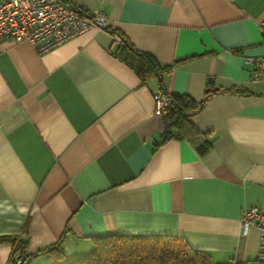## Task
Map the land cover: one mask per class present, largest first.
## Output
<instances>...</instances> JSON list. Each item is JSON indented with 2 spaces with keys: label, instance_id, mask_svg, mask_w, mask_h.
Here are the masks:
<instances>
[{
  "label": "crops",
  "instance_id": "0c3cea01",
  "mask_svg": "<svg viewBox=\"0 0 264 264\" xmlns=\"http://www.w3.org/2000/svg\"><path fill=\"white\" fill-rule=\"evenodd\" d=\"M59 1L178 64L142 84L95 28L43 54L0 43V236L27 242L20 264H66L112 235L178 238L213 264L255 260L259 233L242 236L240 216L264 211V83L244 57L264 55V0ZM160 85L210 94L186 136L162 144ZM57 242L61 260L35 255ZM11 250L0 244V264Z\"/></svg>",
  "mask_w": 264,
  "mask_h": 264
},
{
  "label": "trees",
  "instance_id": "16d2710c",
  "mask_svg": "<svg viewBox=\"0 0 264 264\" xmlns=\"http://www.w3.org/2000/svg\"><path fill=\"white\" fill-rule=\"evenodd\" d=\"M70 8L84 16H89V13L82 8L72 6ZM105 30L113 36L119 37L120 42L117 43L114 56L130 68L142 84L152 78H157L161 83V76L170 72L178 64L161 66L152 55L137 50L119 32L110 28ZM160 89L171 101L169 107L160 117L164 126L160 143L162 144L168 140L180 139L186 136L189 117L201 109L210 94L209 92L206 93L201 102H196L186 95L166 93L162 85H160ZM224 92L245 94L246 90L228 89ZM203 150L206 149L202 148L200 152L203 153ZM24 234H28L27 225ZM92 241L94 244L92 252L66 264H213L202 252L192 250L185 241L173 237L112 235L94 237ZM0 244L12 245L8 264H17L18 259L24 257L25 261L31 256L27 254V242L19 236H0ZM61 250V242H57L35 255L53 254L56 259L61 260L63 257ZM230 264H264V262L255 259Z\"/></svg>",
  "mask_w": 264,
  "mask_h": 264
},
{
  "label": "built area",
  "instance_id": "2783aa9c",
  "mask_svg": "<svg viewBox=\"0 0 264 264\" xmlns=\"http://www.w3.org/2000/svg\"><path fill=\"white\" fill-rule=\"evenodd\" d=\"M264 32V19L259 23ZM105 30L108 21L100 12L84 16L59 0H5L0 2V43H29L39 54L75 38L89 29ZM119 43L118 36H113ZM250 70V82L264 83V55L244 57ZM169 97L158 92L154 95V116L160 118L170 105ZM241 235L251 228L259 233L256 260L264 262V211L255 206L245 208L240 216ZM24 257L17 260V264Z\"/></svg>",
  "mask_w": 264,
  "mask_h": 264
},
{
  "label": "water",
  "instance_id": "95a60500",
  "mask_svg": "<svg viewBox=\"0 0 264 264\" xmlns=\"http://www.w3.org/2000/svg\"><path fill=\"white\" fill-rule=\"evenodd\" d=\"M210 83H212V81H210Z\"/></svg>",
  "mask_w": 264,
  "mask_h": 264
},
{
  "label": "rangeland",
  "instance_id": "374dc122",
  "mask_svg": "<svg viewBox=\"0 0 264 264\" xmlns=\"http://www.w3.org/2000/svg\"><path fill=\"white\" fill-rule=\"evenodd\" d=\"M179 248V247H178Z\"/></svg>",
  "mask_w": 264,
  "mask_h": 264
}]
</instances>
